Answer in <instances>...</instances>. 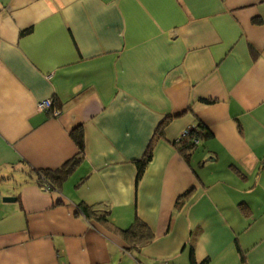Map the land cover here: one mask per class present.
<instances>
[{
  "label": "crops",
  "instance_id": "1",
  "mask_svg": "<svg viewBox=\"0 0 264 264\" xmlns=\"http://www.w3.org/2000/svg\"><path fill=\"white\" fill-rule=\"evenodd\" d=\"M263 162L264 0H0V264H264Z\"/></svg>",
  "mask_w": 264,
  "mask_h": 264
},
{
  "label": "trees",
  "instance_id": "2",
  "mask_svg": "<svg viewBox=\"0 0 264 264\" xmlns=\"http://www.w3.org/2000/svg\"><path fill=\"white\" fill-rule=\"evenodd\" d=\"M205 103L210 104L211 102L205 101ZM59 109L58 105L55 104L53 109ZM170 119L166 120L161 124V126L158 129V134L160 136L164 135L165 129L169 123ZM189 134L187 136L181 137L178 140H176L173 143V146L181 153L187 160L192 156V154L197 150L199 147L198 142L206 140L210 138L212 135L208 131L205 126L199 122L196 127H192L188 129ZM73 140L77 144L80 151L83 150L84 143H83V135L82 131L80 129L75 130V132L72 134ZM154 156V147L153 144L150 145L144 159L142 161L137 162L138 166V179L140 180L147 168V166L151 163ZM77 160L73 161L71 164L66 166L65 168H62L58 171L51 172V171H40L37 172L38 175V184L40 187H46L49 186L51 191H59L61 188V185L66 180L69 173L74 169L75 165L77 164ZM264 165V162H263ZM80 210L82 213H84L87 217H91L93 214L89 211V208L87 206L80 207ZM101 220V218H100ZM103 221H107L106 217H103ZM135 230V229H133ZM209 262L208 259L204 260L201 263H197L194 255L191 258V264H207Z\"/></svg>",
  "mask_w": 264,
  "mask_h": 264
},
{
  "label": "built area",
  "instance_id": "3",
  "mask_svg": "<svg viewBox=\"0 0 264 264\" xmlns=\"http://www.w3.org/2000/svg\"><path fill=\"white\" fill-rule=\"evenodd\" d=\"M54 105H55L54 100L49 99V100H45V101L39 103V105H38V109H39V111H41V112H44V111H51L55 117H59V116L61 115V112H60V110L57 109V108L53 109ZM188 134H189V131L186 130V131L182 134V137H183V136H186V135H188ZM43 189H44L46 192H49V191L51 190L49 186L43 187Z\"/></svg>",
  "mask_w": 264,
  "mask_h": 264
},
{
  "label": "water",
  "instance_id": "4",
  "mask_svg": "<svg viewBox=\"0 0 264 264\" xmlns=\"http://www.w3.org/2000/svg\"><path fill=\"white\" fill-rule=\"evenodd\" d=\"M4 202L6 203H13V202H16V198H13V197H6L3 199Z\"/></svg>",
  "mask_w": 264,
  "mask_h": 264
},
{
  "label": "rangeland",
  "instance_id": "5",
  "mask_svg": "<svg viewBox=\"0 0 264 264\" xmlns=\"http://www.w3.org/2000/svg\"><path fill=\"white\" fill-rule=\"evenodd\" d=\"M187 136V135H186ZM184 137V136H183Z\"/></svg>",
  "mask_w": 264,
  "mask_h": 264
}]
</instances>
